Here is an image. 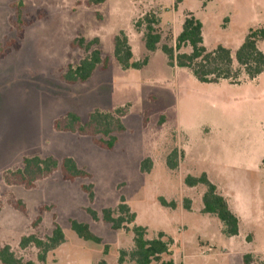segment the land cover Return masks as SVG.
<instances>
[{
    "label": "rangeland",
    "instance_id": "obj_1",
    "mask_svg": "<svg viewBox=\"0 0 264 264\" xmlns=\"http://www.w3.org/2000/svg\"><path fill=\"white\" fill-rule=\"evenodd\" d=\"M176 1L0 0V247L9 244L32 264H137L130 256L133 233L113 229L101 217L124 198L148 238L162 231L173 239L174 264H264V71L254 78L242 70L234 81L201 82L188 68L171 65L160 47L148 51L145 27H136L152 14L161 43L174 45L192 13L203 23L208 49L222 44L234 54L250 29L264 26V0H183L175 6ZM121 31L135 60L148 56L146 65L124 68L115 60L113 39ZM81 36H98L110 65L86 82H67L69 65L86 55L72 43ZM11 40L19 47L4 55ZM258 47L264 52V40ZM233 68L237 74L236 60ZM119 107L127 109L126 129L111 149L55 126L70 112L86 121L97 109ZM173 150L175 168L168 164ZM35 155L72 157L90 175L65 180L57 169L31 187L6 178L23 166L24 157ZM146 158L152 164L144 171ZM202 173L231 202L247 204L239 236L221 232L222 222L212 214L201 222L206 186H190L186 178ZM87 184L93 185L92 201ZM71 219L89 223L101 242L81 238ZM55 223L65 235L61 243L46 251L34 243L20 245L32 234L48 242Z\"/></svg>",
    "mask_w": 264,
    "mask_h": 264
},
{
    "label": "trees",
    "instance_id": "obj_2",
    "mask_svg": "<svg viewBox=\"0 0 264 264\" xmlns=\"http://www.w3.org/2000/svg\"><path fill=\"white\" fill-rule=\"evenodd\" d=\"M105 0H88L89 4H99ZM183 0H177L175 6ZM35 18L29 20L30 24ZM158 18L152 14H146L144 18L136 22V27L143 31V38L146 49L150 52L156 51L159 47L168 56L171 65L186 67L191 70L201 82H218L223 79L233 80L242 70L250 78L256 77L264 71V52L258 47V41L264 40V26L250 29L245 36L242 44L233 54V51L220 44L213 49H208L204 44L203 23L194 14H188L182 24V30L177 35L174 45L161 43L163 39L162 33L156 27ZM20 29L22 27L18 26ZM22 36V30H20ZM73 45H77L86 51V55L75 65H69L64 74L67 82H86L92 77L97 69H107L110 65V57L104 56L100 47L101 40L98 36L92 39H86L81 36L75 39ZM6 55L11 48H18L19 43L11 40L7 44ZM113 56L115 60L124 68H141L149 61L148 56L143 60H135L132 45L128 35L121 31L115 35L113 39ZM191 47L190 52L181 51L184 47ZM236 60L239 64L237 74L234 73L233 63ZM234 81V80H233ZM234 83V82H232ZM127 113L125 107L116 108L114 111L95 110L89 114L86 121H82L81 117L70 112L62 119L56 121L55 126L59 130L76 132L79 134L90 135L94 141L107 149H111L118 141V134L125 131L126 126L123 122V116ZM177 150L168 156V164L175 168L177 162ZM152 161L146 158L142 162V169L149 170ZM60 169L65 180H75L77 178L88 177L90 174L80 167L76 160L72 157H64L61 160L53 156H27L23 158V166L15 171L6 174V178L14 183L33 186V183L39 179L51 174L53 171ZM186 182L190 186L204 184L206 190L202 196L203 212L215 214L224 225V233L228 236L239 234V219L237 215L230 209L226 198L217 190V185L212 182L206 173L199 176H187ZM88 192L92 201L95 193L93 185L87 184L83 186ZM164 205H169L165 199H161ZM22 204V203H21ZM174 205V204H173ZM24 205L21 209L24 210ZM88 212L94 219H98L97 211L87 208ZM136 213L130 206L125 203L124 198L118 204L117 208H104L102 210V219L109 223L113 229L125 228L133 233L134 248L130 253L132 259L137 264H174L171 257V244L173 239L165 237L164 232H159L157 237H147V227L135 223ZM72 229L83 239L101 242V237L96 235L90 228L89 223L70 220ZM131 225V226H130ZM65 238L64 232L58 223L48 242L37 237L36 235L23 236L21 246L27 247L34 243L37 247L46 251L47 248L61 243ZM126 252H121L120 259H124ZM163 256H170L164 259ZM44 258V256H42ZM0 261L2 264H32L31 261L24 262L17 257L9 244L0 247Z\"/></svg>",
    "mask_w": 264,
    "mask_h": 264
},
{
    "label": "crops",
    "instance_id": "obj_3",
    "mask_svg": "<svg viewBox=\"0 0 264 264\" xmlns=\"http://www.w3.org/2000/svg\"><path fill=\"white\" fill-rule=\"evenodd\" d=\"M216 184V183H215ZM217 185V184H216ZM217 190H218V192L220 193V194H222L225 198H226V200H227V202H228V205H229V207H230V209L237 215V217H238V219H239V234H237V235H234V236H230V237H236V236H239L240 235V233H241V226H242V224L245 222V220H246V218H245V211H246V209H247V204H245V202H236V204L234 203V202H231L230 201V199H228V197H227V195L225 194V193H223V192H221L220 191V188L218 187V185H217ZM203 207H204V205L202 206V212H203ZM204 213V219L203 218H201V222H206L205 221V217L207 216V214H212V213H205V212H203ZM213 215V218L216 220V215L215 214H212ZM218 218V217H217ZM245 220H244V219ZM219 219V218H218ZM220 220V219H219ZM190 221V220H189ZM221 221V220H220ZM192 225H193V223H192ZM197 224H195V226H196ZM193 228H194V225H193ZM223 229H224V225H223V223H222V225H221V232H223L224 233V231H223ZM194 230H196L195 228H194ZM225 234V233H224Z\"/></svg>",
    "mask_w": 264,
    "mask_h": 264
}]
</instances>
